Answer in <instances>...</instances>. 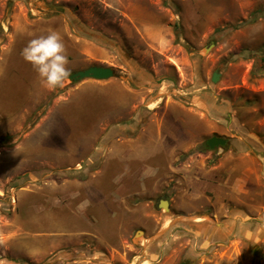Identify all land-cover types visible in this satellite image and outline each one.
Masks as SVG:
<instances>
[{
    "label": "rangeland",
    "instance_id": "rangeland-1",
    "mask_svg": "<svg viewBox=\"0 0 264 264\" xmlns=\"http://www.w3.org/2000/svg\"><path fill=\"white\" fill-rule=\"evenodd\" d=\"M53 30L71 73L113 68L141 102L155 104L152 118L205 114L211 135L182 159L199 151L215 161L217 148H251L264 158V0H0V264H264L263 246L255 249L232 231L223 238L235 225L230 205L217 217L202 201L203 212L183 211L172 194L153 189L131 206L137 222L121 216L111 231L96 204L81 217L77 182L106 152L108 115L99 131L95 125L107 102L82 101L88 109L78 112L72 99L80 96L68 93L78 82L49 89L35 71L4 73L14 47L21 54ZM64 97L67 105L58 107ZM60 118L85 142H75L76 157L68 160L61 156ZM211 137L227 145L204 150ZM160 199L168 212L158 208ZM254 201L264 203L263 193ZM137 230L144 234L135 237Z\"/></svg>",
    "mask_w": 264,
    "mask_h": 264
},
{
    "label": "crops",
    "instance_id": "crops-1",
    "mask_svg": "<svg viewBox=\"0 0 264 264\" xmlns=\"http://www.w3.org/2000/svg\"><path fill=\"white\" fill-rule=\"evenodd\" d=\"M13 50L17 53L15 47ZM16 53L5 57L7 65L4 73L16 71L21 76L24 72L33 73L32 65ZM96 81L82 80L68 91L70 95L78 94L75 96L77 98L80 96V100L72 99V103H76L72 108L78 112L83 108L88 109V105H81L86 100L103 104L100 100L104 99L108 105L103 110L107 113L100 115L95 125L99 131L100 120L108 115L109 122L103 138L106 152L101 163L77 182V187L83 193L81 207L85 209H81V217L86 220V216L83 217L86 211L95 204L100 205L105 208L103 217L114 224L111 231L119 229L117 222L121 221V216L127 218L129 215L132 222H137V210H132L131 206H141V201L150 197L148 191L155 189L172 194L175 206L183 211H189L192 207V212L201 213L207 206L211 208L208 214L217 217L229 205L232 206L235 208V225L231 228L224 226L230 231L221 232L223 238L229 239V232L232 231L238 240L255 249L261 246L264 249V203L254 201L262 193L264 195V158L255 155L251 148L242 152L233 149L223 152L217 148L215 161L209 160L211 153L199 151L182 159L189 150L200 147L202 138L211 135L212 123L205 114L183 112V118L176 120L174 114H168L164 121L154 119L151 114L154 112L152 105L155 104L141 102L143 97L138 95V91L125 86L116 77ZM94 89L101 93H94ZM91 92L94 94L91 95ZM62 99L58 107L67 105L68 100L65 97ZM142 111L147 114L143 121ZM59 116H63L61 111ZM56 125L65 145L61 156L67 160L76 157L73 152L77 142L85 143L81 134L70 133V126L61 118ZM81 144L78 149L83 154ZM251 146L258 147L256 144ZM198 201L204 202L205 206ZM262 253L264 256V250Z\"/></svg>",
    "mask_w": 264,
    "mask_h": 264
},
{
    "label": "clouds",
    "instance_id": "clouds-1",
    "mask_svg": "<svg viewBox=\"0 0 264 264\" xmlns=\"http://www.w3.org/2000/svg\"><path fill=\"white\" fill-rule=\"evenodd\" d=\"M21 55L47 88H63L71 82L67 50L59 32L53 30L30 40Z\"/></svg>",
    "mask_w": 264,
    "mask_h": 264
},
{
    "label": "water",
    "instance_id": "water-1",
    "mask_svg": "<svg viewBox=\"0 0 264 264\" xmlns=\"http://www.w3.org/2000/svg\"><path fill=\"white\" fill-rule=\"evenodd\" d=\"M116 71L111 67H103V66H89L82 70H78L76 72L71 73V82H79L85 79H93V80H106L109 78L116 77ZM218 80L217 73H214L211 76V81L215 83ZM206 144L209 149H213L215 147H223L226 144V139L221 137H211L206 141ZM169 202L167 200L161 199L158 202V208L164 210L165 212L169 211ZM138 233H142L141 231H137L135 237ZM181 264H185L184 262Z\"/></svg>",
    "mask_w": 264,
    "mask_h": 264
},
{
    "label": "trees",
    "instance_id": "trees-1",
    "mask_svg": "<svg viewBox=\"0 0 264 264\" xmlns=\"http://www.w3.org/2000/svg\"><path fill=\"white\" fill-rule=\"evenodd\" d=\"M208 140V139H207ZM206 140V141H207ZM206 141H205V143H204V150H209V148H208V146H207V144H206ZM201 151V150H200Z\"/></svg>",
    "mask_w": 264,
    "mask_h": 264
},
{
    "label": "flooded vegetation",
    "instance_id": "flooded-vegetation-1",
    "mask_svg": "<svg viewBox=\"0 0 264 264\" xmlns=\"http://www.w3.org/2000/svg\"><path fill=\"white\" fill-rule=\"evenodd\" d=\"M226 145H227V141H226V144H225L224 146H226ZM181 263H183V262H181ZM181 263H180V264H181ZM184 263H185V262H184ZM185 264H186V263H185Z\"/></svg>",
    "mask_w": 264,
    "mask_h": 264
},
{
    "label": "bare ground",
    "instance_id": "bare-ground-1",
    "mask_svg": "<svg viewBox=\"0 0 264 264\" xmlns=\"http://www.w3.org/2000/svg\"><path fill=\"white\" fill-rule=\"evenodd\" d=\"M139 234H141V233H138L137 236H138Z\"/></svg>",
    "mask_w": 264,
    "mask_h": 264
}]
</instances>
